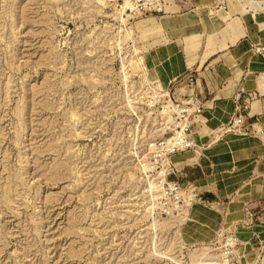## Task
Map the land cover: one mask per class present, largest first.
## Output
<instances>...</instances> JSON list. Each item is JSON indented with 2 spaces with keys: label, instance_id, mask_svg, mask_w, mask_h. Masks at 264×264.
Wrapping results in <instances>:
<instances>
[{
  "label": "rangeland",
  "instance_id": "obj_1",
  "mask_svg": "<svg viewBox=\"0 0 264 264\" xmlns=\"http://www.w3.org/2000/svg\"><path fill=\"white\" fill-rule=\"evenodd\" d=\"M0 264H264V0H0Z\"/></svg>",
  "mask_w": 264,
  "mask_h": 264
},
{
  "label": "built area",
  "instance_id": "obj_2",
  "mask_svg": "<svg viewBox=\"0 0 264 264\" xmlns=\"http://www.w3.org/2000/svg\"><path fill=\"white\" fill-rule=\"evenodd\" d=\"M172 111L177 122L175 121L172 125L170 133L167 136L160 138L157 142L149 144V148H157L163 162L167 161L170 156L186 152L195 146L190 131L188 130L191 123L187 121V118L195 111L198 113V107L195 109L188 107L179 108L178 105H175V108L172 109ZM242 121L243 119L241 117L234 118L231 125L239 127L242 124ZM163 184L162 194L164 200H167L168 202L182 203L186 202L190 198V192L184 186H181L177 181H164ZM230 241H232V238L229 237L227 242ZM230 254V248H228V246H224L223 258L226 263L228 262Z\"/></svg>",
  "mask_w": 264,
  "mask_h": 264
},
{
  "label": "crops",
  "instance_id": "obj_3",
  "mask_svg": "<svg viewBox=\"0 0 264 264\" xmlns=\"http://www.w3.org/2000/svg\"><path fill=\"white\" fill-rule=\"evenodd\" d=\"M206 103H208V102H205V105H207Z\"/></svg>",
  "mask_w": 264,
  "mask_h": 264
}]
</instances>
